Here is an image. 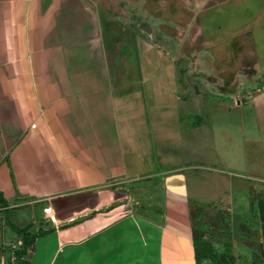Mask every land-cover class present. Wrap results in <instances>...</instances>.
<instances>
[{"label":"crops","instance_id":"obj_1","mask_svg":"<svg viewBox=\"0 0 264 264\" xmlns=\"http://www.w3.org/2000/svg\"><path fill=\"white\" fill-rule=\"evenodd\" d=\"M99 1L0 0V212L32 239L23 264H195L193 216L230 199L223 171L187 144L195 121L185 119L206 102L186 104L166 56L117 18L120 1ZM254 62L239 78L259 77ZM251 89L213 93L242 102L257 128L227 145L239 157L226 175L264 183V86ZM9 226H0L4 263L22 264Z\"/></svg>","mask_w":264,"mask_h":264},{"label":"rangeland","instance_id":"obj_2","mask_svg":"<svg viewBox=\"0 0 264 264\" xmlns=\"http://www.w3.org/2000/svg\"><path fill=\"white\" fill-rule=\"evenodd\" d=\"M119 1L120 12L116 15L117 18L126 28L142 35L159 55L166 56L168 61L165 62V70L172 72L171 75L176 78L175 83L179 86L176 87L177 90L186 92L184 102L192 108L199 101L206 102L199 114L191 112L185 119H190L189 123L191 120L195 121L190 124L191 127H186L187 124L183 123V128L186 127L190 132L187 144L193 143L194 152L208 164L215 165L209 169L223 171L221 174L225 176L230 187L229 192L224 194H228L230 199L228 196L220 198L216 203L220 201L223 206H205L193 216L192 226H198L201 230L208 226L199 243L205 242L208 251L225 254L231 264H264V240L258 219L260 199L264 200V183L226 175L229 170H234L227 166L226 160L239 157V154L228 157L227 145L233 148L243 131L251 130L248 135L250 137L254 136L257 128L242 102L236 105L234 101L213 93L218 92V88L219 91L226 88L232 98H237L244 95L242 92L264 86V69L252 81L241 79L238 74L239 70L254 67V61L264 66V0ZM99 3L103 9L104 6H111L108 0H100ZM224 80L229 83L224 85ZM239 81L242 88H238ZM212 108H221L223 111L219 113L212 111ZM194 125L197 127L192 128ZM186 148L190 150V147ZM242 148L247 154L255 151L247 143ZM179 149L181 148H173L171 154L181 156L183 152ZM187 153L184 160L182 158L183 165L191 161L187 160L190 151ZM170 165L171 169L177 171L178 165ZM197 167L198 171L195 170V173L204 171L200 166ZM155 170H159L157 165L148 172ZM181 171L184 173L190 170ZM155 179L161 180V176ZM217 183L221 186L219 180ZM189 190L191 191V186ZM155 193L154 198L157 195ZM201 194L200 199L204 198L205 193ZM157 199L162 200V194ZM11 214L12 212H0V226L22 224L19 219H11ZM2 249L0 248V264H5L8 253ZM201 264L214 263L204 256Z\"/></svg>","mask_w":264,"mask_h":264},{"label":"trees","instance_id":"obj_3","mask_svg":"<svg viewBox=\"0 0 264 264\" xmlns=\"http://www.w3.org/2000/svg\"><path fill=\"white\" fill-rule=\"evenodd\" d=\"M261 203V204H260ZM259 203V214L258 219L260 222V231L262 233V239L264 240V200L260 199ZM10 227L20 235V244L15 247L12 251L14 261L17 263H25V260L22 259L23 254L25 253L26 248L30 245L32 239L28 237L25 233L26 228H17L13 224H10ZM207 225L201 230L198 226H192V240L194 246V261L195 264H201V259L205 256L211 260L214 264H231V260L228 259V256L225 254H218L215 251H208V245L203 242L199 243L202 233L207 229ZM15 241V240H14ZM207 251V252H206ZM8 260H6V264ZM23 264V263H22Z\"/></svg>","mask_w":264,"mask_h":264},{"label":"built area","instance_id":"obj_4","mask_svg":"<svg viewBox=\"0 0 264 264\" xmlns=\"http://www.w3.org/2000/svg\"><path fill=\"white\" fill-rule=\"evenodd\" d=\"M31 127H33V124H31ZM42 213L43 215L47 216V218H49L50 220H52V211L50 209L49 206H45L42 208ZM20 244V239H17L15 241H13L9 246H10V249L13 250L15 247H17L18 245Z\"/></svg>","mask_w":264,"mask_h":264}]
</instances>
